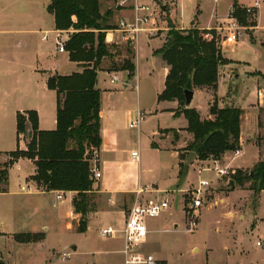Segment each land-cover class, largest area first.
Here are the masks:
<instances>
[{
  "label": "rangeland",
  "instance_id": "1",
  "mask_svg": "<svg viewBox=\"0 0 264 264\" xmlns=\"http://www.w3.org/2000/svg\"><path fill=\"white\" fill-rule=\"evenodd\" d=\"M144 1L156 8L157 15L155 21L150 24L153 31H147L150 35L143 31L138 37L141 61L137 64V73L140 87L137 86L136 78L130 80L127 88H124L119 81L112 83L111 78L114 73L101 70L99 72L100 85L109 91L104 95L105 103L114 101L127 103L132 108L136 107L139 101L140 108L146 114L141 128H145L150 122L175 128L187 124L184 116H174L167 111L160 110L167 104L159 103L157 96L164 85V72L161 64H152L151 53L153 47H159L163 43L162 37H166L170 28L168 20L178 29L187 30L195 26L207 31L212 38L220 40L222 54L231 60L227 66L220 68V83L216 92L220 104L222 106L232 104L244 110L242 152L234 157L232 163L236 166L247 163L248 165L243 168L237 167L236 169H242L243 172L252 170L253 166L250 163L264 158V0H237L245 10L251 7L252 11H245L247 19L243 22L236 18L235 27L238 28L239 36L235 43L227 41L229 34L227 27L230 21L221 19L228 17L229 6H233L234 0ZM256 3L258 5H255ZM111 5L117 8V0H112ZM22 9V3H18V0H0V29L6 25L11 26L18 23L16 19L22 13ZM130 15L128 19L132 20V11ZM118 23L119 20L116 21V27ZM27 38L31 39V36L21 38L15 34L7 37L0 33V64L4 61L19 64L33 63L35 44ZM19 39L22 44H18ZM6 43L11 45L7 51L5 50ZM113 44L116 49L119 46L122 52L117 55L115 54L117 51L113 49L111 57L108 58L110 59L108 63L111 65H105V70L109 67L116 70H127L124 69L125 61H133V55L128 54L125 48L130 46L134 51L136 45L120 37ZM129 77L132 79L134 75H129ZM11 88L22 87L13 81ZM209 90V94L213 95L214 90L212 88ZM259 91H262V97L259 96ZM209 94L198 92L197 104L201 111L207 110L211 97ZM156 108L159 109L157 112H155ZM257 118L262 121L260 125ZM162 134L173 142V145L180 151L179 156L183 155L189 167L196 161L192 153L184 149L182 133L166 129ZM177 135H180L179 139ZM138 141V128L130 129V149L135 147L143 158L144 166L152 168V172L149 173L150 179L157 182L172 181L173 166L166 167L167 158L163 156L161 158L155 155V151L147 148L149 144L146 138L142 139L140 144ZM229 155L233 158L235 154L233 152ZM9 159L10 156L7 154L6 161ZM23 162H20L21 169L15 165L10 170L11 184L15 189L21 185L27 186L25 175L32 171V166ZM209 166L211 167L212 164L200 162L196 169L200 170ZM192 177L196 180L202 177L212 181V186L205 192V205L198 210L196 216L199 221L198 225L195 229L191 228L192 216L188 213L187 207L190 200L189 191L197 185L193 182L185 193V217L182 209H167L160 216L148 219V224L157 226L159 223L162 225V222H168L169 225L168 230H163L164 227H161L162 230L156 234L155 241L150 240L146 248L154 252V256L164 264H264V249L256 245V240L261 235L264 236V190L253 189L251 181L245 182L243 186L236 183L232 185L231 178L230 180L228 177L220 178L213 169L203 172L200 176L195 172ZM158 185L160 187L161 184ZM97 198L98 195L95 199ZM169 202L171 204V200ZM5 204L13 205L11 201L6 202L0 198V207H4ZM171 213H174L177 223L180 224L177 228L171 224L172 220L169 216ZM1 222L5 224L7 220L0 217ZM102 227V223H95L88 234L62 230L61 234H58L49 245L44 247L33 242L0 240V262L5 264H102L103 255L99 251L116 249L121 242V239L103 236ZM240 242H242V250ZM73 245H76L78 249L74 250ZM194 246L196 247L193 249ZM63 252H70V256L63 259ZM105 255L109 257L107 264H121L122 262V254L112 252ZM113 258H116V261Z\"/></svg>",
  "mask_w": 264,
  "mask_h": 264
},
{
  "label": "crops",
  "instance_id": "2",
  "mask_svg": "<svg viewBox=\"0 0 264 264\" xmlns=\"http://www.w3.org/2000/svg\"><path fill=\"white\" fill-rule=\"evenodd\" d=\"M111 1L101 0V3L102 11L106 9L113 10V24H116L117 20L130 18V9L121 7L114 8L111 5ZM50 2L51 0H18V3H22L23 6L22 13L16 19L18 23L11 26L6 25L0 29V33L7 37L15 34L19 35L21 38L31 36V39H27L31 40L35 44L33 50V63L19 64L4 61L2 62L3 64H0V72L2 74V77L0 78V148H9L6 150L0 149V167L6 162L8 152L17 149L18 147L21 149H26L27 147L25 139L22 137L18 139V112L25 113L28 110H35L38 113L39 129L54 130L57 127L58 100L56 91L50 89L47 85L48 78L55 74L69 75L74 72H82L85 68L84 64L86 63L71 60L67 50H59L57 40H60L65 46L66 42H64V40L68 39L70 35L75 32V29L70 28L67 30H61L56 28L54 14L50 13L47 9ZM221 19L225 20L227 18ZM204 27L208 28L209 26ZM147 33L149 34V32ZM118 37L121 38V35L116 30L111 29L106 33V41L109 44L116 42ZM162 38L164 43L165 37ZM163 43L159 47H153L151 53L152 64H161L164 72V85L158 95L165 87L166 73L169 69V66L162 59V57L155 53V50L159 49ZM18 44H22L20 39L18 40ZM135 45L134 51H132L130 46L125 48L128 54L133 55V62L136 66L135 74L132 79L129 77L127 70H116L111 69L110 67L108 70H105V65H111L108 63L110 62V59L108 58L111 57L112 53L110 56H106L102 60L101 67H99L98 70L97 87L101 90L100 114L102 144L99 155L101 177L94 184V192L98 195L99 199H96L97 208L88 213L87 230L85 232H80L82 234H88L92 225L95 223H102V229L115 227L121 230L125 225L128 211L137 197L136 189L139 186L147 187L146 190L141 193L140 197L147 198L154 195L165 196L171 200V204L168 209H182L185 217V193L188 191L191 183L194 182L197 184L199 181L194 179L192 176L195 172H197L200 176L203 172L208 171L206 168H199L200 170H197L196 166L200 162L211 164L213 162L212 159L199 160L194 158L196 161L190 165L187 176L182 182H180L178 177L180 169V151L173 145V142L169 140V138L162 134V132L163 130L168 129L172 130V132L175 131L182 133V145L183 147H186L191 139V135L185 130L188 125V120L187 124L185 123V125L178 128L161 126L160 123L157 122H150V124L145 126V128H141V125L138 127L139 144L142 139L146 138L149 144L147 145V148L149 147L150 150L155 151V155H158L161 158L162 156L167 158L165 160L166 167L168 165L173 166L172 173L174 174V177L172 181L167 182L163 180L164 182H157L150 179L149 173L152 172V168H146L144 166L143 158L139 151V160L132 157V151L137 149L135 147L130 149V129L133 128H131L129 124L135 117L136 112L138 110H142L140 108L139 101L138 105L132 108H130V104L127 103H116L115 101L105 103L104 95L108 94L109 91L108 89L101 87L99 72L104 70L114 74L117 73L119 75V83L123 85L124 88L129 86L130 80L136 78L137 86L140 87L139 75L137 73V64H140L141 61L138 41ZM10 47L11 45L6 43L5 50L7 51ZM114 50L117 51L115 53L117 55H120L122 52L119 46L117 49L114 48ZM227 65L228 64L224 66ZM13 81L20 84V87L22 88H11ZM199 91L209 94L210 90L209 88H196L194 90V98L191 106L197 108L202 118H209L211 117L209 109L211 102L213 101L214 92L213 95L209 94L211 97L208 101L207 110L201 111L199 104H197ZM262 95V91H259V96L262 97ZM158 102L167 103L164 107L160 108L161 111H167L174 116H184V114H175V110L179 107V102L177 100H158ZM220 103L221 102L219 101V104ZM220 106L222 105L220 104ZM158 110L159 109L156 108L155 112ZM243 132L244 121L242 118L241 145H243ZM177 137L179 139L180 135H177ZM152 142H154L156 146H154ZM233 152L234 151L226 152L220 159L221 163L235 168H243L248 165L247 163L238 166L234 165L232 160L235 155L233 158H230L229 155ZM169 160L171 163H169ZM23 161L32 166V171L27 172V175H25V178L27 179V186L30 184L31 189L23 190L22 186L26 185H21L18 189H15V187L11 184V168L17 165V167L21 169L20 162ZM258 161L259 159L250 164L254 166ZM13 166L9 169L7 189L6 191L0 192L1 199H4L6 202L11 201L13 204H5L4 207H0V217L7 220L5 224L4 222L0 223V240L17 241L14 235L20 232L43 233L45 238L40 242L33 243L40 244L44 247L49 245L52 239L58 234H61L62 230L77 231L80 214L75 212L73 205V198L76 195V192L47 190L40 187L36 181L32 179V176L36 172V165L33 160L27 157L20 158ZM158 184H161L160 187ZM59 194L62 195L61 199L58 198ZM169 216L170 220H172L171 224L173 227H179L180 224L177 223V218L174 217V213H171ZM159 224L157 226L148 224L150 232L147 241L143 245V249L147 252L154 253L149 251L146 247L150 240L155 241L156 234L162 230L161 227H164L163 230H168V222H162V225ZM115 238L121 239V242L117 245L116 249L99 251L100 254L103 255L102 264H107V262H109V257L105 254L109 255L112 252L122 254L121 264L124 263V256L122 253L124 244L123 236L119 234ZM241 243L242 242H240L239 245L242 250ZM73 247L74 250L78 249L76 245H73ZM195 247L196 246H194L193 249ZM262 248L264 249V247ZM113 259L116 261V258ZM0 263L5 264L4 262Z\"/></svg>",
  "mask_w": 264,
  "mask_h": 264
},
{
  "label": "trees",
  "instance_id": "3",
  "mask_svg": "<svg viewBox=\"0 0 264 264\" xmlns=\"http://www.w3.org/2000/svg\"><path fill=\"white\" fill-rule=\"evenodd\" d=\"M234 16L240 21L247 19L246 10L237 0L233 1ZM54 14L57 29L74 28L65 49L71 60L84 64L82 72L69 75L55 74L48 78L47 85L57 93V127L40 130L38 113L28 110L18 112V139L27 143L26 149L8 152L10 159L0 167V192L6 191L9 169L22 157L34 161L36 172L32 179L47 190L73 191L75 212L80 214L78 232L87 230L88 213L97 208L92 177L90 154L100 149L101 136V90L97 87L98 70L102 60L110 56L114 44L106 41V33L115 29L113 10L102 11L101 0H51L47 7ZM169 29L163 45L155 50L167 63L165 87L158 95L159 101L179 102L176 115L184 114L188 120L185 130L191 139L184 148L194 158L221 159L228 151L241 147L243 108L235 105H219L217 89L220 68L231 60L224 57L221 42L207 38L195 26L185 30L174 27L168 20ZM92 63V64H89ZM124 69L133 76L136 66L126 60ZM196 88H212L215 92L210 105L209 118H202L197 108L185 105V91ZM259 125L262 121L258 118ZM264 141V135H263ZM154 146L156 144L152 142ZM179 180L187 176L189 164L180 155ZM231 180L239 185L253 182L252 188L264 190V158L252 170L237 169ZM20 243L40 242L43 233L20 232L14 235Z\"/></svg>",
  "mask_w": 264,
  "mask_h": 264
},
{
  "label": "built area",
  "instance_id": "4",
  "mask_svg": "<svg viewBox=\"0 0 264 264\" xmlns=\"http://www.w3.org/2000/svg\"><path fill=\"white\" fill-rule=\"evenodd\" d=\"M118 7L130 9L133 12V19L123 18L119 20L118 26L113 29L120 33L121 39L136 44L139 34L143 31H153L150 26L156 19V8L144 0H117ZM255 5H258L257 3ZM247 11H252L251 7L246 8ZM235 10L231 5L228 10L227 19L230 21L227 36V41L235 43L238 39L239 32L236 26V18L234 16ZM149 23V25H148ZM147 25V26H146ZM205 37L212 38L209 32L205 33ZM45 38V36H44ZM57 46L60 51H65L64 44L57 40ZM119 81V75L113 74L111 82L115 83ZM145 119V113L142 110L136 112L135 117L130 121L129 126L131 128L140 127L142 121ZM235 156L241 154V147L234 150ZM100 149H93L90 154V164L92 170V177L98 181L101 177V170L99 166ZM132 157L139 160V154L137 150L132 151ZM212 159V166L207 167L208 170H215L216 174L220 178L228 177L229 180L233 174L236 173V168L221 163L220 159ZM212 186V181L205 178H200L197 185L189 191L188 213L192 216L190 225L192 229H195L198 225V219L196 218L198 210L205 205V192ZM147 187L139 186L136 189L137 197L130 207L127 215V219L124 227L119 230L115 227H107L102 229L101 234L106 237L115 238L119 234L123 236L124 244L122 253L124 256V264H164L160 259L156 258L153 253L144 251L143 245L148 239L149 228L148 219L155 218L164 213L169 207L170 202L168 198L161 195H154L147 198L140 197L141 193L146 190ZM22 189H31V185L22 186ZM58 198L61 199L62 195L59 194ZM256 245L264 247V236H261L256 240ZM70 252H63L62 258H68Z\"/></svg>",
  "mask_w": 264,
  "mask_h": 264
},
{
  "label": "water",
  "instance_id": "5",
  "mask_svg": "<svg viewBox=\"0 0 264 264\" xmlns=\"http://www.w3.org/2000/svg\"><path fill=\"white\" fill-rule=\"evenodd\" d=\"M192 23H194V22H192ZM193 98H194V91H192V90H186V91H185V99H186V101H185V105H186L187 107L191 106V103H192V101H193ZM230 183H231L232 185H234V181H233V180H231ZM0 264H3V263H0Z\"/></svg>",
  "mask_w": 264,
  "mask_h": 264
}]
</instances>
